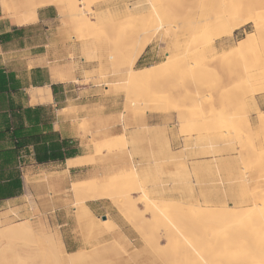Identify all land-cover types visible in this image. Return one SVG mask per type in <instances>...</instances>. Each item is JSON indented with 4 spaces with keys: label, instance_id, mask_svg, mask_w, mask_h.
Instances as JSON below:
<instances>
[{
    "label": "rangeland",
    "instance_id": "rangeland-1",
    "mask_svg": "<svg viewBox=\"0 0 264 264\" xmlns=\"http://www.w3.org/2000/svg\"><path fill=\"white\" fill-rule=\"evenodd\" d=\"M229 1L60 0L71 27L52 7L55 18L46 27L26 29L25 36L32 38L27 48L52 45L50 76L65 73L62 86L68 100L58 107L67 109L59 111L58 118L73 116L80 133L78 152L90 155L97 146L126 136L124 147L104 150L89 165L87 175L71 182L100 180L120 169H134L139 185L158 200V206L166 201L171 207L165 214L161 210L145 213L142 221L130 212L120 215L114 202L105 200L95 205L98 213L106 217L104 221L118 223L121 231L89 225L81 213V198L68 185L70 178L66 186L55 187L61 184L65 166L38 168L24 158L23 197L15 203H0V235L22 224L30 226V233L0 236V264H228L229 256L239 255L243 244L236 239L246 236L245 225L250 220L241 221L244 226L241 222L231 226L226 222L234 219H221V207L237 212L260 203L258 196L264 199V178L257 177L264 175V125L257 123L256 114L264 113V90L256 86L264 71V31L244 22L264 15V3L245 4L236 28L230 27L228 33L230 25L225 26L227 36L216 30L220 36L216 37L215 21L196 23L200 15L223 8L239 11ZM2 17L16 26L12 18ZM197 35L205 37L202 43L212 39L215 51L195 43ZM251 37L255 42L234 52L239 42ZM145 42L148 45L133 69L161 67L173 56L175 61L154 77L127 83L125 64ZM210 105L217 112L208 118ZM45 108L54 116L56 108ZM183 124L193 127V134H180ZM37 185H42L40 191ZM259 191L261 196L256 195ZM131 197L138 200L141 192ZM136 207L143 214L144 207ZM245 245L243 252L254 247V243L249 248ZM72 246L79 250L67 253ZM30 248L39 254L25 253Z\"/></svg>",
    "mask_w": 264,
    "mask_h": 264
},
{
    "label": "bare ground",
    "instance_id": "bare-ground-1",
    "mask_svg": "<svg viewBox=\"0 0 264 264\" xmlns=\"http://www.w3.org/2000/svg\"><path fill=\"white\" fill-rule=\"evenodd\" d=\"M59 2H60V0H0V13L3 16H8L9 18H12L13 21L15 22L16 26L24 27V26L33 25V24H35L37 22V20H38L37 11H38V9L51 6V7H54L57 10L58 16L62 20H64L71 27L72 24L70 23V17L66 13L64 8L60 5ZM229 2L231 3V5L233 7L239 8V11L236 10L235 8H230V9L223 8L221 10H217L214 14H209L208 13V14H205V15H200V17L196 18V20L198 19L197 20L198 22H196V23L197 24H201L203 22H208V21H211V20H212V22L215 21V22H217V23L214 24L215 25V27H214L215 34H216V30H218L217 32H219L221 34H223V33L226 34L225 31L227 29L228 30L231 29L230 27H232V28L235 27L236 28V26H234V25H236L237 22H239V20L241 18V15H242L243 7H244L245 4H248V5L263 4L264 0H230ZM58 3H59V5H58ZM245 21L251 22L252 27L256 31H259V29L264 31V15H262L260 17L255 16V18H253V17L249 18L248 17L246 20H244V22ZM244 22H241V23H244ZM241 23H239V24L242 25ZM227 25H230V26L228 27ZM225 26H227L226 30H225ZM228 30H227L228 33L232 32L231 30H229V31ZM81 32H82V30H81ZM227 34H226V36H227ZM78 35L80 36L81 33L78 32ZM82 36H86V34H82ZM217 36H219V35L216 34V37ZM193 39H194L195 43L199 44V43H202L204 41L205 37L203 35H197ZM213 42L214 41H212V39H211L207 43L205 42V43H202V44H206L205 45L206 46L205 49H207V51L214 52L215 51L214 50L215 49V47H214L215 45H214ZM252 42H255V38H253V37L239 42L238 43V48L234 52L237 53V52L244 51V49H246L249 46V44L252 43ZM147 45H148V42H145L141 46H139V49L137 51H135V53L132 54V56L126 62L125 66L128 68V71H127L128 75H127V78H126L127 79V83L135 84V83L139 82L140 80H144V79H147V78L154 77L160 71H163L168 66H171L174 63L175 57L173 56L171 58V57L168 56L171 59H169L166 62H164L163 65H161V67L150 66V67L137 69V70L133 69V66H134L135 62L140 57L141 53L143 52L144 48ZM225 59H226V57L224 58V60ZM52 75H53L52 78L54 80H58L60 82L65 79V73L64 72H54ZM263 85H264V71L262 73V77L258 80V82L256 84L257 90H259V91L260 90L261 91L264 90V87L262 88ZM27 95H28L29 104L31 106L44 105V104H47V103L49 104V103L52 102V92H51V88L49 86L31 87L30 89H28ZM232 96L236 97L235 93ZM247 96H248V94H247ZM247 98L244 97L245 100ZM161 106H160V108H161ZM200 111L202 113H204L203 108L200 109ZM162 112H164V111H162ZM216 112H217V110L215 108L213 109L212 106H211L207 110V112H206L207 115L206 116L208 118L215 117L216 116ZM63 113H64V111H63ZM256 114H257V123L260 126L264 125V113L257 112ZM212 120H214V119H212ZM192 128L193 127H189V125L186 126V125L183 124V125H180V128L178 129V132L180 134H187L188 133L190 135V134H193V132L190 131ZM203 128H205V127H203ZM203 128H202V130H204ZM146 132H149V131H146ZM144 136H147V135L145 134ZM125 137L126 136H119L116 139H111L110 140L111 144H104L102 146L100 145L99 147L97 146L95 148V151L93 152V154L84 155V156H77L75 158L67 159L64 162V166H65L66 171L69 170V169H72V168H81V167L84 168L86 166H89V165L93 164L95 162L94 158L96 156L100 155L104 150H109L110 148H116L118 146L119 147L120 146L124 147L125 144H126V140H125L126 138ZM155 137H156V135H155ZM153 138H154V135H153ZM150 139H151V137H150ZM113 151H114V149H113ZM129 155H130V153H129ZM257 177L258 178H264V175H257ZM24 182L28 186H30V184H31L30 181H29V178H26V177H24ZM71 191L74 194H76L78 197L81 198L80 199V202H81L80 208L83 211V212L81 211V213H83V214L85 213L86 214L88 224L89 225H93V226H102L103 228L111 227L113 229H116L117 226L115 224H113L112 222H109L108 220H105V221L103 220L102 221V220H100L101 219L100 217L98 218L96 216L95 217L92 216L89 213L90 210L88 211L87 207L85 206V202L99 201V200H102V199L106 200V201H112V202H114L115 208H116L117 212L120 215L126 216V215H128V212H130V214H132V216H134L135 218H139L140 220L142 219V221H144L143 220V218H144L143 215L145 213H151L152 214L153 210H161L165 214L166 210H168V208L171 207L170 204H168L166 201L160 202V204L158 206V204H157L158 200L156 202L139 185V183H138V174H137L136 171H134V169L133 170L132 169H128V171L125 170V169H120V170H118L117 172H115L112 175H105L102 179L100 178V180H96V179L92 178V179H87V180H81V181L74 182L72 184V190ZM134 192H141V197H139L138 200H134L133 197H131V194H133ZM258 193H262V192L259 191V192H257V194L256 193L255 194L258 196V195H260ZM249 195H251V194H249ZM257 196L255 198H257ZM263 196H264V192H263ZM261 199H262V197H261ZM251 200H252V198H251ZM251 200L249 202H251ZM257 200L260 203L262 201L264 202V199H262V201L259 200V196H258ZM257 200H256V202H257ZM263 202H262V204L258 203V204H260L259 206H258L257 203H254V204L251 203V204H253V206H252L253 208H247V209L246 208H243V209L239 208L240 209L239 211H237L235 209L237 212H232L229 209L230 207L228 208L226 205H223V207H221V212H222L221 219H223L225 222H226L227 219H234V221H232L233 223L230 222V220H229V222L228 221L226 222V223L233 224L231 226H237L238 223L243 221L245 218L250 220V221H247V222L245 221L249 225L248 224L245 225L244 222H241L243 224V226L244 225H245V227L248 226V228H246V230H245V227L241 226L242 228H244L243 231L244 230L246 231V232H244L246 234V236H244L242 234V236H240V238L237 237L236 240L239 241L237 244L240 243V244L245 245L246 241L250 242L249 243L250 245L252 243H254V247L252 245V248L250 247V249H244V252H243L242 251L243 250L242 249L243 245H242V247H240L241 251L238 250L240 252V253H238L239 254L238 256L236 255L237 253L235 252L236 254L235 253L233 255L231 254L232 256L228 257L231 260L238 258L237 260H233V262L234 261H238L239 264H240V262L243 259L242 264H244V260H245V264H264V203ZM137 204H139V205L141 204L144 207V212H142L143 214H141V215H140V213H139V211H138V209L136 207ZM248 204L249 203H247L245 205H248ZM249 206H250V204H249ZM142 221H140V222H142ZM222 221H220V223H222ZM226 223H223V224H226ZM221 226H222V224H221ZM225 228H226V226H225ZM237 231H239V230H237ZM21 233H26V234L30 233V226L28 224H22L21 227H19V228H16V227L15 228H9L8 230L4 231L0 236H3V237H7L8 236V238H12L13 236H18ZM44 237H46V236H44ZM224 238H226V236ZM9 240H11V239H9ZM226 240H228V239L226 238ZM233 241H235L234 238H233ZM242 241H243V243H241ZM248 242H247V246L245 245L244 248H246V247L249 248ZM230 243L228 245L231 248ZM235 245H233L234 248L237 247V246L235 247ZM24 248H26V246ZM34 248H35V246H34ZM238 248H239V246H238ZM17 249L19 250L18 247H17ZM31 250H32L31 248L27 249V252L25 251V253L28 254V251L31 252V253L36 251L34 249L32 251ZM37 251H36V253L39 254V252H37ZM223 252H225V251L223 250ZM14 254L16 255L15 251H14ZM27 254H25V255H27ZM34 254H35V252H34ZM66 256L68 257V260L70 262L73 263L75 261L73 259L72 255H66ZM29 257H31V256H29ZM29 257H27V258H29ZM220 257H222V256H220ZM18 258H19V256L16 259H18ZM31 258H34V256H32ZM31 258H29V260ZM29 260H28V262H32V261H29ZM33 260H35V258ZM231 260H227V263L228 264H233V262L229 263V261H231ZM32 263L35 264L34 261ZM211 264H216V262L213 261V263H211ZM223 264H225V262Z\"/></svg>",
    "mask_w": 264,
    "mask_h": 264
},
{
    "label": "crops",
    "instance_id": "crops-1",
    "mask_svg": "<svg viewBox=\"0 0 264 264\" xmlns=\"http://www.w3.org/2000/svg\"><path fill=\"white\" fill-rule=\"evenodd\" d=\"M37 22L31 26H24V27H18L12 24L9 20L2 17L0 13V72H4L5 74H13L15 76V79L18 82V89L16 93H12L9 95H0V112H5L7 110V107L9 105V100L12 101L15 105L20 106L22 108H33L36 106H31L29 104L27 90L31 87H38V86H54L55 89L52 92V102L50 104L45 105H37L41 107L50 106L51 108H56V110H53L52 113H54L53 119H52V131L57 133L59 138L61 140H67L72 145V147L75 149L76 153L73 157L67 158H75L77 156H84V154L78 152L77 145L80 133L75 129V121L73 116H66L63 120H60L58 118L59 114L58 112L67 109L66 106H59V104H62L63 102H66L67 99V92L63 90V81L54 80L50 76V67L48 66L51 63V60L54 58L51 54L52 45L51 44H38L31 46L27 48L26 42L32 38L26 37V29L30 27H36L41 26L42 28L46 27L47 24H49L51 21L54 20L55 15L53 12L52 7H45L38 9L37 11ZM49 49V50H48ZM28 51V53H27ZM53 57V58H52ZM53 74V73H52ZM53 76V75H52ZM53 79V82L51 81ZM55 81V82H54ZM74 101V100H73ZM73 107L79 108V106L73 105ZM58 108V109H57ZM25 159H28L33 164L34 161L30 157H26ZM65 159V161L67 160ZM64 161V162H65ZM64 162L61 163L64 165ZM54 163L44 164V165H36L38 168L45 167L48 165H51ZM89 166L81 167V168H72L66 171L65 167L61 171H63L62 175V181L60 186L55 187H64L68 182V185L73 184L74 182H71L72 179L76 177H80L83 175H87L89 172ZM22 168L20 169V171ZM65 170V171H64ZM67 173V174H66ZM69 175V176H68ZM36 176H39L37 174ZM55 177V176H54ZM61 178V176H58ZM70 178V179H68ZM22 179V191L21 194L17 197L6 199L0 201V203H15L17 201H20V199L23 197L24 193V183H23V177L21 174ZM68 179V180H67ZM81 181V180H77ZM75 181V182H77ZM38 190L40 191L42 188V185H37ZM105 200H99V201H93V202H85V206L87 207L89 213L92 216L100 217V220L106 219V217L103 214L98 213V208L95 206L97 203L102 202ZM55 210V207H54ZM2 214V211L0 212ZM117 226V229L121 231L118 223L112 222ZM72 243L75 242V240H69ZM69 242L68 244H70ZM66 242L64 241V248L66 249ZM68 247V246H67ZM77 248H74L73 246L68 248L67 253H75Z\"/></svg>",
    "mask_w": 264,
    "mask_h": 264
},
{
    "label": "trees",
    "instance_id": "trees-1",
    "mask_svg": "<svg viewBox=\"0 0 264 264\" xmlns=\"http://www.w3.org/2000/svg\"><path fill=\"white\" fill-rule=\"evenodd\" d=\"M17 89L15 76L0 72V95L16 93ZM52 119L45 107L22 108L10 100L7 110L0 112V201L21 194L24 158L44 165L61 164L75 155L69 141L52 131Z\"/></svg>",
    "mask_w": 264,
    "mask_h": 264
}]
</instances>
